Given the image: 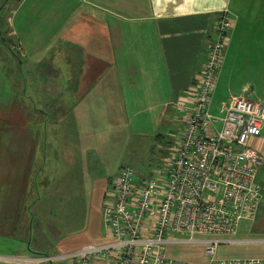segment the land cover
<instances>
[{"label":"crops","instance_id":"0c3cea01","mask_svg":"<svg viewBox=\"0 0 264 264\" xmlns=\"http://www.w3.org/2000/svg\"><path fill=\"white\" fill-rule=\"evenodd\" d=\"M223 10L235 17V27L213 95L216 106L231 96L251 98L264 90V0H0V123L19 145L11 151L0 146L1 253L7 247L40 249L37 216L27 200L42 202L44 215L47 207H54L51 202L58 195L53 189L65 184L50 170L54 163L68 167L89 159L87 164H94V154L101 150L93 147L104 144L103 138L112 144L125 129L136 138L135 152L164 141L170 147L183 115L176 103L186 99L205 63ZM4 89L10 92L1 100ZM80 105L82 112L77 111ZM102 105H109L111 117L101 115ZM252 143L264 155V128ZM40 172L43 179L38 181ZM70 179L67 186L78 184ZM257 181L264 187V162ZM110 182L111 177L97 180L87 193L89 204L81 207L87 217L97 218L102 237L95 242L104 238L102 194ZM68 195L75 199L71 189L60 199ZM95 196L100 199L97 209ZM90 223L81 230L86 236L77 247L96 235L97 226ZM235 236L245 240L226 246L238 251L232 257H264V246L245 242L264 238V204L253 219L238 225ZM197 246L202 256V245L191 247ZM168 256L205 263L204 256L190 262L177 249ZM15 257L28 256L0 255V261L24 264L11 259Z\"/></svg>","mask_w":264,"mask_h":264},{"label":"built area","instance_id":"2783aa9c","mask_svg":"<svg viewBox=\"0 0 264 264\" xmlns=\"http://www.w3.org/2000/svg\"><path fill=\"white\" fill-rule=\"evenodd\" d=\"M235 27L223 10L198 79L175 106L183 115L173 131L166 169L138 179L121 166L104 193L103 240L62 255L15 257L24 264H188L168 256L177 245H202L204 264H264V257H223L238 225L255 217L264 155L253 146L264 128L259 101L231 96L212 112L215 88ZM187 103V104H186ZM174 105V104H172ZM181 111V110H180ZM264 246V238L245 241Z\"/></svg>","mask_w":264,"mask_h":264},{"label":"rangeland","instance_id":"374dc122","mask_svg":"<svg viewBox=\"0 0 264 264\" xmlns=\"http://www.w3.org/2000/svg\"><path fill=\"white\" fill-rule=\"evenodd\" d=\"M10 46L12 47L13 45H10ZM75 50L78 51V48H75ZM22 71L24 72V69H22ZM6 75L12 78V74H6ZM3 78H4V83H6L5 73H3ZM256 91L257 93H254L256 96H252L250 99L259 101L260 103L264 104V90H256ZM9 92L10 90L4 89V92L1 96V100L4 99V93L6 95ZM216 105H212V112L214 114H217L218 106ZM77 111L82 112V105L78 106ZM112 113L113 111L110 109L109 105L101 106L102 116L111 117ZM6 127H7L6 124L0 123V146H3V147L5 146L9 148V151H11L13 149L18 148L19 145H16V140L13 135V132L6 134L7 132ZM9 128H11V126ZM82 133L88 135L90 138L93 135L92 133H90V131L88 132L82 131ZM104 133H105V130L103 134ZM90 138L87 137L86 141L90 140ZM117 138L118 139L114 140L112 144H108L107 142L109 141L108 138H103L104 144L99 143L93 147V149L98 148L101 150L99 154H94V157H95L94 164H92V162L87 164V161L89 159L83 160L81 164H79L78 162L77 163L74 162L72 164H69L68 167H65L63 163H54V167L50 170L54 172V174L60 175L62 177V183H65L64 185H61L62 187L56 186L53 189V193L58 195V201L59 203H61V205L58 203V201H52L51 203L53 204L54 207L52 206L47 207L45 211V215H44V211L39 209V206L43 205L42 202L39 203L37 200L36 201L27 200V205L31 207L32 213L35 216H37V218L35 219V225L39 227V231H38V236H36V240L39 241L40 249L35 250V247H33L31 250L27 248H24L23 250H14L12 248L7 247L6 250H4V252L2 253L0 252L1 253L0 255L6 256V257L14 256V255L29 256V257H46V256H52V255H62L67 251L80 248L82 245L86 243H94L95 242L94 240L96 237L98 238L102 237V233L99 234L100 232L99 224L96 223L97 218L95 216H90V215H88L87 217L86 216L87 214H85L84 210H82L81 208L82 206L89 204V203L86 204L85 202V200L88 198L87 193H89V191L96 186L97 180L107 179V177H111V182L109 184V187H107V189L109 193H112L113 191L111 189V183H112V180L114 179L113 177L116 175V173L118 172V169L121 166L131 167L134 170L136 177L138 179H141L143 178L141 176L147 177V175L150 176V175L156 174L158 170L166 169L164 165V159H166L168 156V151H167L168 145H166L168 141H164L163 143L159 142L158 144H155L153 147H148L146 151L135 152L134 145L136 144V138L130 136L127 129H125L122 132L117 133ZM164 139L167 140L169 138L164 137ZM53 156L56 159H59L56 153H53ZM54 168H56L58 171H55ZM58 175L51 176V179L57 180ZM37 176H38V181L43 179L42 172L37 173ZM69 176L71 177L70 180L74 179L78 184H71L67 186L66 180ZM86 180L89 181V184L87 185L84 184ZM256 181H257V174H256ZM101 185H103V182H99L97 184V187L99 186L101 187ZM259 185L261 188V195H260V200H259L257 207L260 206V204H264V201H263L264 200V194H263L264 187L261 184ZM51 187H52L51 185L47 186L46 188H44V190L45 191L49 190L51 189ZM69 189H71L72 194L75 199L70 198V195H68V196L63 197L61 200L60 198L62 194H64L65 190H69ZM40 194H41V190L39 188L38 195ZM103 195L104 193L102 194V197ZM95 197H96V200L94 201L95 202L94 207L97 209L100 203V199L97 200V196ZM33 208H35V210ZM260 209H262V205ZM43 216H44V219H43ZM88 218L91 220V222H93V223H90L91 227L97 226L93 230V233H95L96 235L92 236L93 237L92 240L86 241L82 245L77 247L76 244L81 243L83 241L84 236H86V233L81 234L82 233L81 230L84 229L85 226L88 224L89 222ZM62 239L68 240V242L72 243V245L68 246L67 245L68 242L63 241ZM188 246H190V248H187ZM191 246L193 245L170 246L167 249V254L169 251L174 253V251H176L177 249V253L187 254L188 256H190L191 257L190 262H192V260H195L196 262L202 259L203 255L201 256L200 247L198 246L191 247ZM233 249L234 248L232 247L221 248L220 256L232 257L234 256V254H239L236 249L235 250ZM187 250H190L191 254L186 253L185 251ZM173 258H176V257H173ZM0 262H6V264L8 263L16 264L15 262L10 261L9 259H6L5 261H0ZM58 262H55L53 264H56ZM38 264H51V263L41 262ZM63 264H68V263L66 261H63Z\"/></svg>","mask_w":264,"mask_h":264},{"label":"trees","instance_id":"16d2710c","mask_svg":"<svg viewBox=\"0 0 264 264\" xmlns=\"http://www.w3.org/2000/svg\"><path fill=\"white\" fill-rule=\"evenodd\" d=\"M199 72H200V70H199ZM199 72H198V74H199ZM197 79H198V75H197V77L195 78V81H197ZM195 81L193 82V83H191V86L195 83ZM188 90V89H187ZM78 249V248H77Z\"/></svg>","mask_w":264,"mask_h":264}]
</instances>
